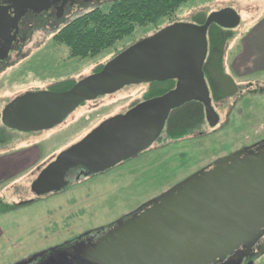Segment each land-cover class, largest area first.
<instances>
[{
	"label": "water",
	"instance_id": "1",
	"mask_svg": "<svg viewBox=\"0 0 264 264\" xmlns=\"http://www.w3.org/2000/svg\"><path fill=\"white\" fill-rule=\"evenodd\" d=\"M108 0H11L19 24L28 11L36 15L56 8L58 20L78 2ZM1 28L9 25L2 9ZM233 8L211 13L202 25L177 22L129 46L101 71L64 92H29L2 113L3 125L20 133L50 131L79 107L130 86L175 81L162 96L146 100L125 114L104 121L63 151L32 184L38 196L67 187L66 175L79 166L89 175L105 172L149 150L164 133L175 109L190 102L205 107L215 128L220 116L204 67L213 25L233 31L241 24ZM14 26V25H13ZM223 157L180 182L142 213L118 227L85 255L88 264H216L242 247L254 246L264 234V152ZM27 261L18 264H26Z\"/></svg>",
	"mask_w": 264,
	"mask_h": 264
},
{
	"label": "rangeland",
	"instance_id": "2",
	"mask_svg": "<svg viewBox=\"0 0 264 264\" xmlns=\"http://www.w3.org/2000/svg\"><path fill=\"white\" fill-rule=\"evenodd\" d=\"M93 6L80 2L69 7L61 20L47 17L45 23L35 21L23 55L0 73V155L4 154L0 158L11 159L18 169L14 177L0 181V264H18L106 226L217 160L264 140V27H257L264 24V0H189L177 11L178 22H194L195 17H208L225 8H234L242 18L241 26L232 31L228 41L224 64L225 73L236 85L234 95L213 100L220 116L218 126L212 128L206 121L188 136L172 141L165 150H150L140 159L87 184L35 199L31 186L52 158L102 121L146 100L151 90L152 85L130 86L87 102L50 131L20 133L3 125L2 113L16 97L53 87L57 82L79 81L124 48L171 22L164 19L139 28L133 36L98 57L70 59L67 50L53 41L52 32ZM245 47L243 54L252 61L251 69L248 59L241 60ZM162 138L168 140L166 132Z\"/></svg>",
	"mask_w": 264,
	"mask_h": 264
},
{
	"label": "trees",
	"instance_id": "3",
	"mask_svg": "<svg viewBox=\"0 0 264 264\" xmlns=\"http://www.w3.org/2000/svg\"><path fill=\"white\" fill-rule=\"evenodd\" d=\"M188 1H103L94 4L90 10L76 15L61 27L55 28L52 32L53 41L67 50L70 59L95 58L113 49L117 43L133 36L139 28L158 24L164 19L171 21L169 25L178 22L177 11ZM53 17L56 19L55 16ZM206 19L207 17L194 18L195 22L200 25L204 24ZM232 36V31L224 30L217 25H213L209 29V54L204 72L212 99L216 101L225 99L228 96L231 97L235 92L236 85L225 73L224 66L228 41ZM102 68L103 66L99 67L97 72L101 71ZM75 84L76 81L68 80L55 84L51 90L53 92H64L71 89ZM175 85V81L153 83L146 100L166 94ZM205 123L204 105L199 102H190L172 111L164 132H166L169 140L175 141L188 136Z\"/></svg>",
	"mask_w": 264,
	"mask_h": 264
},
{
	"label": "flooded vegetation",
	"instance_id": "4",
	"mask_svg": "<svg viewBox=\"0 0 264 264\" xmlns=\"http://www.w3.org/2000/svg\"><path fill=\"white\" fill-rule=\"evenodd\" d=\"M16 7L17 6L14 3H11V0H0V11L2 12L3 11L2 9H6V18H7L8 23H9V25H7L5 27V29L1 28V26H0V73H2L4 71V69H7L9 66H11L15 62H17L20 55H23V50L25 48V44L28 41L31 32L34 30L33 28H34L35 21H42L45 23V20H44L45 18L53 17V16L56 17V8L55 7L50 12L42 13L40 15H36L33 12L28 11L25 14V16L21 18L18 26L17 25L15 26ZM67 9H66V11H67ZM1 12H0V16H2ZM56 19H57V17H56ZM1 20H2V17H0V21ZM192 23L197 24L195 21ZM46 24H48V23H46ZM241 24H242V21H241ZM241 24H240V26H241ZM48 26H49V24H48ZM105 65H103V67ZM95 73H97V71H95L93 74H95ZM86 77H88V76H86ZM76 82H78V81H76ZM59 83H61V82H57L56 84H59ZM150 85H152V84H150ZM51 88L52 87L50 86L49 88L44 89V90L28 91V92H25V94L29 93V92L36 93V92H42V91H52ZM22 95H24V94H22ZM22 95H20V96H22ZM144 101H146V100H144ZM140 103H142V102L137 103L136 105H134L133 107H131L130 109H128L127 111H125L122 114L127 113L129 110L133 109L134 107H136ZM112 117H114V116H112ZM112 117H110V118H112ZM106 120H104V121H106ZM104 121H102L97 127H99ZM97 127H95L93 130H95ZM93 130H91L88 134H90ZM85 137H83V138H85ZM162 137H163V134L159 138V140L149 150L140 154L139 157L124 161V162L120 163L119 165H117L116 167L109 169L105 172H100L98 174L89 175L90 172L87 168L79 166L77 168L71 169L66 175V182L68 185L65 189H63L60 192H54V193H50L47 195L38 196L32 192V186H31V193H32V195H34L35 199L42 200L43 198H46L47 196H49L51 194H57V195L62 194L65 191L72 189L73 187H77L80 185L87 184L91 180H94L95 178H97L101 175H105V174L113 171L114 169L121 167L125 163L131 162V161H136V160L140 159V157L142 155H144L145 153H147L150 150H153V149L156 150L157 149L158 152L160 150H165L166 148H168V144L172 143V140H169V139L166 140L165 139L166 140L165 141V140H163ZM83 138L79 139L77 141V143L79 141H81ZM239 151L244 152L242 154V157H245L249 152L262 153V152H264V140L258 141L256 143L251 144V145L244 146L234 153H237ZM234 153H232V154H234ZM59 155L52 158L45 165V167L40 171L39 175L49 164L54 162ZM156 199H153L151 201L144 203L143 205L138 206L133 211L128 212V213L120 216L115 221L111 222L110 224H108L106 226H102V227H99L98 229H93V230L87 231V232L83 233L82 235L76 237L73 240L64 242L60 245H57L55 247H51L50 249L44 250V251L28 258L27 260H25V261H27L26 264H88L87 262H85V255L88 252H90L106 236H108L110 232H112L114 229H116L118 227V222H120V221L126 222L130 218H132L133 216L142 213ZM263 259H264V234L254 246L242 247V248L238 249L237 251H235L232 255L228 256L226 259L219 261L216 264H261Z\"/></svg>",
	"mask_w": 264,
	"mask_h": 264
},
{
	"label": "crops",
	"instance_id": "5",
	"mask_svg": "<svg viewBox=\"0 0 264 264\" xmlns=\"http://www.w3.org/2000/svg\"><path fill=\"white\" fill-rule=\"evenodd\" d=\"M257 27L258 28L264 27V24L262 23ZM246 44H247V41H245V45ZM245 50H246V47L243 49V52L240 54L242 61L248 59L246 54H243L245 52ZM248 64H249L248 67L251 69L252 68L251 64H253V63L249 59H248ZM245 68H247L246 64H245ZM0 156H4V154H2ZM10 160L11 159L2 160V158H0V181L2 179H5V178L11 179L12 177H14V174L17 173L18 169H17L16 163H14V162H12V160L11 161Z\"/></svg>",
	"mask_w": 264,
	"mask_h": 264
}]
</instances>
